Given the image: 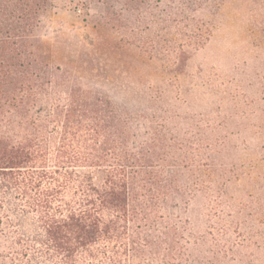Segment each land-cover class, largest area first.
Instances as JSON below:
<instances>
[{"label": "rangeland", "instance_id": "374dc122", "mask_svg": "<svg viewBox=\"0 0 264 264\" xmlns=\"http://www.w3.org/2000/svg\"><path fill=\"white\" fill-rule=\"evenodd\" d=\"M34 38L52 68L112 103L131 148L159 144L156 168L174 177L161 214L176 250L114 260L264 264V0H50ZM0 264H63L1 175Z\"/></svg>", "mask_w": 264, "mask_h": 264}, {"label": "trees", "instance_id": "16d2710c", "mask_svg": "<svg viewBox=\"0 0 264 264\" xmlns=\"http://www.w3.org/2000/svg\"><path fill=\"white\" fill-rule=\"evenodd\" d=\"M49 5L0 0V175L38 216L44 244L63 264L82 255L120 264L119 251L143 257L160 254L162 244L170 256L176 230L161 210L176 188L156 168L160 146L131 148L112 103L36 51L34 31Z\"/></svg>", "mask_w": 264, "mask_h": 264}]
</instances>
